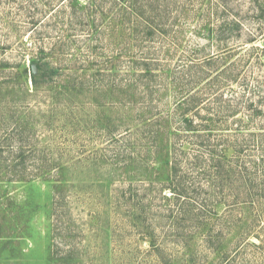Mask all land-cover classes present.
Here are the masks:
<instances>
[{
  "label": "rangeland",
  "instance_id": "obj_1",
  "mask_svg": "<svg viewBox=\"0 0 264 264\" xmlns=\"http://www.w3.org/2000/svg\"><path fill=\"white\" fill-rule=\"evenodd\" d=\"M0 264H264V0H0Z\"/></svg>",
  "mask_w": 264,
  "mask_h": 264
},
{
  "label": "trees",
  "instance_id": "obj_2",
  "mask_svg": "<svg viewBox=\"0 0 264 264\" xmlns=\"http://www.w3.org/2000/svg\"><path fill=\"white\" fill-rule=\"evenodd\" d=\"M72 2H78L79 3L80 0H72ZM146 22H147L146 24H148L149 28L144 31L145 32L144 34L148 36L150 33L148 30H152V28H154V25H153L152 21L147 20ZM144 64L146 66V76H152V73H153L152 70L153 69L151 68V63L145 62ZM37 66H38V71H39L41 66L39 64H37ZM56 70L60 71L61 67L57 66ZM69 75L71 78H73V81H71L70 84L75 87V85L77 84V81H79V78L77 77L78 79H75L72 74H69ZM76 76H77V74H76ZM32 78L35 81L37 80V76L34 75L33 72H32ZM202 100L203 99L200 96V93H197V91H194V93L183 97V99L178 100L176 103L175 108H177V111L179 112V116H180L179 119H181L180 122L182 125H183V123H185L186 126H188V128H186V130H188V131H196L197 132L201 129H204L206 131H212L213 130L212 126H214V124L218 121V120H216L217 118H214L210 115L211 113L207 108H206V113H204V114L201 113V111L199 109L202 108L201 107ZM199 118L201 120L200 121L201 123H197ZM218 118H220V117H218ZM162 119H164V118L162 117ZM152 125H154V123ZM183 145L184 144H180V147H182ZM197 146L202 147L201 145H197ZM183 150L184 151H180L181 154H183V155L190 154V153L186 152L184 148H183ZM205 150H209V153L211 155H216L218 153V147H216L214 145H210V144L206 145ZM202 151H200L199 153H201ZM204 152L206 153V155L205 154H202V155L207 156L208 151L207 152L204 151ZM207 157H208L207 159H211L209 156H207ZM183 163L184 162L181 163V161L180 162L178 161V162H176L175 166H173V172L174 173L176 172V175H175L176 179L175 178L169 179L170 180L169 181L170 182L169 188L173 192L172 196L176 197V199L188 200V199L193 198V197H191V195H189V192H188L189 186L186 183L188 180L187 181L184 180V175H181V176L179 175L180 170H182L181 168L183 167ZM196 163H199V162H196ZM167 164H169V163H167ZM199 165H202V162ZM209 166H217L218 167V164L214 163L213 165H210V164L207 165V167H209ZM195 167L199 168V170L201 168L205 169V167H198L197 165H195ZM205 171L208 172L207 170H205ZM223 174H224V172H223ZM168 178L169 177H167V179ZM204 180L208 181L205 177H204ZM138 205L141 207L139 209V211H140V213H142L143 209L145 208V204L143 203V201H139ZM202 207L206 208L205 204L202 205ZM154 244L155 243H153V245Z\"/></svg>",
  "mask_w": 264,
  "mask_h": 264
},
{
  "label": "water",
  "instance_id": "obj_3",
  "mask_svg": "<svg viewBox=\"0 0 264 264\" xmlns=\"http://www.w3.org/2000/svg\"><path fill=\"white\" fill-rule=\"evenodd\" d=\"M32 71H33V74L36 75L38 73V66L36 64H34L32 66Z\"/></svg>",
  "mask_w": 264,
  "mask_h": 264
}]
</instances>
